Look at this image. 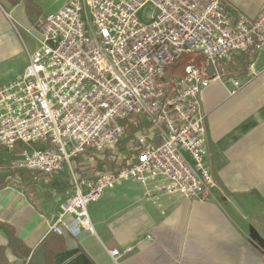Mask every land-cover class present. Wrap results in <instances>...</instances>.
<instances>
[{
  "label": "built area",
  "instance_id": "1",
  "mask_svg": "<svg viewBox=\"0 0 264 264\" xmlns=\"http://www.w3.org/2000/svg\"><path fill=\"white\" fill-rule=\"evenodd\" d=\"M33 26L40 37L24 73L0 87V146L15 155L10 172L53 176L68 165L73 191L51 232L91 230L89 205L126 179L209 198L216 182L206 164L202 93L219 75L205 69L264 48V11L250 19L223 0H68ZM192 53L205 66L189 63L166 77ZM126 139L121 163L115 149ZM105 151L115 171L74 174V159ZM121 255L110 251L115 262Z\"/></svg>",
  "mask_w": 264,
  "mask_h": 264
},
{
  "label": "crops",
  "instance_id": "2",
  "mask_svg": "<svg viewBox=\"0 0 264 264\" xmlns=\"http://www.w3.org/2000/svg\"><path fill=\"white\" fill-rule=\"evenodd\" d=\"M67 1L0 0V87L24 73L38 47L40 31L32 23ZM223 1L234 15L250 19L264 11V0ZM214 68L219 78L202 93L206 164L216 182L209 198L191 200L153 183L123 180L89 205L91 230L62 234L54 264H264V48L233 54ZM14 157L0 146V223L14 228L32 254L73 191L70 169L53 176L10 172ZM7 244L0 227V245L14 264ZM113 248L122 252L117 262Z\"/></svg>",
  "mask_w": 264,
  "mask_h": 264
},
{
  "label": "trees",
  "instance_id": "3",
  "mask_svg": "<svg viewBox=\"0 0 264 264\" xmlns=\"http://www.w3.org/2000/svg\"><path fill=\"white\" fill-rule=\"evenodd\" d=\"M31 5L30 7L28 6L30 10H32ZM184 56L182 57V59L184 58ZM182 59L178 62V64L182 61ZM187 62L182 66L172 68V73L180 74L182 72V68L185 65L189 64ZM196 65L200 67L205 66L204 59H202V61H198ZM0 227L5 230L8 239L7 247L11 250L12 254L18 259V261L14 264H54V254L64 248V241L62 235H59L55 232H50L42 241L40 247L31 254V251L17 237L14 228L2 223H0ZM5 250L6 247L0 245V264H11L8 257L6 256Z\"/></svg>",
  "mask_w": 264,
  "mask_h": 264
},
{
  "label": "rangeland",
  "instance_id": "4",
  "mask_svg": "<svg viewBox=\"0 0 264 264\" xmlns=\"http://www.w3.org/2000/svg\"><path fill=\"white\" fill-rule=\"evenodd\" d=\"M144 11H145V16L147 17L151 12L150 6H147ZM140 15H142V14H140ZM35 23H36V21L32 24L34 25ZM202 59H203V57L201 55H199V53L186 54L179 64H176V65H174L168 69L166 77L170 78L173 75H176L175 73H172V68L182 66L187 61H188L187 63L197 64L198 61H202ZM126 147H127V144H126ZM126 147H124V149H119V144H118L117 148L115 149L120 154V155H118V157L116 159L121 160V162L124 161V159L122 160V157L124 155V151L126 150ZM110 154L111 153H109L108 151H105V152L101 153L100 156L94 155L96 159L97 158L99 159V161H98V159H97V161L96 160L91 161L90 159L86 160L87 158H89V155L84 156V157H82V156L77 157V159H74L72 162V170L76 176H80L83 178L86 177L88 174H91V172L95 173V174H99L101 172L100 171L101 169L102 170L103 169L104 170L110 169L111 165L112 164L114 165V163H116V161L114 162L115 158H113V156ZM85 157H86V159H85ZM65 167L68 169V172H69L68 165H65ZM94 170H95V172H94ZM69 177L71 178L70 172H69Z\"/></svg>",
  "mask_w": 264,
  "mask_h": 264
},
{
  "label": "water",
  "instance_id": "5",
  "mask_svg": "<svg viewBox=\"0 0 264 264\" xmlns=\"http://www.w3.org/2000/svg\"><path fill=\"white\" fill-rule=\"evenodd\" d=\"M207 75L211 76L215 72V68L211 63H208L205 69Z\"/></svg>",
  "mask_w": 264,
  "mask_h": 264
}]
</instances>
